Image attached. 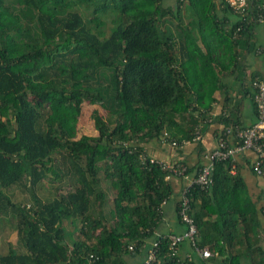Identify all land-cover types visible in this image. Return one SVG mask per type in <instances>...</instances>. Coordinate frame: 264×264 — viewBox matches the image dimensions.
I'll return each mask as SVG.
<instances>
[{
  "label": "trees",
  "instance_id": "1",
  "mask_svg": "<svg viewBox=\"0 0 264 264\" xmlns=\"http://www.w3.org/2000/svg\"><path fill=\"white\" fill-rule=\"evenodd\" d=\"M244 1L237 9L227 0H0V217L11 218L17 239L0 264H264L261 210L231 159L213 163L210 189L186 194L206 259L186 242L173 251L160 233L167 202L185 231L186 185L149 163L196 177L202 165L165 162L151 148L167 140L200 148L192 139L202 124L250 127L231 117L235 107L205 123L215 92L224 108L232 101L223 76L251 92L257 118L252 83L264 74L246 75L245 59L264 56L254 35L264 0ZM82 104L103 114H91L96 136L76 139ZM45 180L69 186L43 201L36 188ZM13 189L28 193L29 207ZM238 244L245 249L232 252Z\"/></svg>",
  "mask_w": 264,
  "mask_h": 264
},
{
  "label": "crops",
  "instance_id": "2",
  "mask_svg": "<svg viewBox=\"0 0 264 264\" xmlns=\"http://www.w3.org/2000/svg\"><path fill=\"white\" fill-rule=\"evenodd\" d=\"M221 9L220 6H218V11ZM221 15V14H219ZM254 35L256 37V41L259 46L264 47V23H261L259 25H256L254 28ZM245 66H246V75H249L252 72H257L260 74H264V56L258 57L255 55H248L245 59ZM235 74H231L228 76H223V82L229 85V94L231 96L232 101L229 102V106L224 108V98L223 94L219 91L215 92L213 97L215 98L216 102L212 104L211 110L208 112V115H206L207 120L205 123H210L211 120H213L216 115H218L220 112H228L229 109H233V117L235 120L238 121L240 126H251L256 122V116L253 113V109L250 102V93L249 90L242 93L240 91V87H238L235 83ZM237 83V82H236ZM248 86V82L245 83ZM236 85V86H235ZM245 85V87H246ZM234 86V87H233ZM226 106V105H225ZM226 110V111H225ZM204 112V111H203ZM232 118V119H233ZM222 125H219L218 123H210L208 126H203L202 124V136L200 141V148L196 147V144H188L180 150H175L174 148L169 147L168 145H159L151 148V155L154 158H157L159 160L165 161V162H180L183 161L189 165V167H194L196 164L204 165L206 163V154L210 152L212 149H214L216 145V134L219 128H221ZM231 144L233 145V140H231ZM200 150V152H199ZM255 159V155L250 152L246 151L243 153H238L234 157V167L235 171H238L240 176L243 178L245 182V186L247 189L248 195L251 197V200L256 202L257 209L261 210L258 212V218L260 222V235L258 237V241L256 246L264 248V194H262V191L264 192V179L261 177L256 176L252 173V163ZM196 170V169H195ZM234 171V174H235ZM194 170L192 173L185 175L181 181L180 184L183 186L187 185L190 179H192L194 176ZM176 184H179L176 183ZM177 191V189H176ZM260 195H262L263 198H260ZM172 209V212H171ZM164 210V218L166 223L165 228L161 230L160 233L164 234V236L167 235H181L184 233V227L183 225L178 226V222L170 217V215H174V208L173 204H170L167 202L165 206L163 207ZM187 248L186 246L184 247ZM245 249L242 245H237L231 251L235 252L237 250H243ZM245 263V260H243ZM243 263V264H244ZM246 264V263H245Z\"/></svg>",
  "mask_w": 264,
  "mask_h": 264
},
{
  "label": "built area",
  "instance_id": "3",
  "mask_svg": "<svg viewBox=\"0 0 264 264\" xmlns=\"http://www.w3.org/2000/svg\"><path fill=\"white\" fill-rule=\"evenodd\" d=\"M231 6H234L237 9H240L245 6L244 0H227ZM261 21V20H259ZM252 87L255 91L254 93V102L257 108V118L256 122L248 127H224L221 126L216 134V145L214 149L206 154V163L202 165L199 173L193 179H190L188 184L185 186L182 191L181 198V208L179 210L180 221L185 225L186 229L181 235H167L165 236L169 241V247L173 251L183 242L188 243L194 253H196L200 258L206 259L211 257V252L207 248L200 249L197 247V228L191 217L189 201L186 197V194L189 193L192 187H198L202 190L210 189L213 181L211 179V172L213 169V163L217 161H224L231 159L234 162V157L238 153H243L250 151L255 155V159L252 163L253 173L264 179V79H256L252 83ZM164 137L167 138V134H164ZM233 141V145L231 144ZM201 135L199 129L195 130V135L192 139V142H200ZM166 143L170 147L182 148L188 144L190 141L183 140L180 144L175 141L167 140ZM141 163L146 162V158L141 156ZM149 163H154L160 166L162 170L167 171L168 176L166 180L170 178V175L184 177L186 168L182 165H173L168 163H162L149 159ZM235 167L232 165L231 174H234ZM154 247L157 246V243L153 244ZM131 249V248H130ZM189 257V256H187Z\"/></svg>",
  "mask_w": 264,
  "mask_h": 264
},
{
  "label": "rangeland",
  "instance_id": "4",
  "mask_svg": "<svg viewBox=\"0 0 264 264\" xmlns=\"http://www.w3.org/2000/svg\"><path fill=\"white\" fill-rule=\"evenodd\" d=\"M94 110L99 111L103 114L101 109L97 106H90L87 104H82L81 107V116L80 123L78 127L77 137L78 139L80 136H96L97 132L94 130L93 121L91 119V114ZM51 179V176H49ZM101 188L107 194V200L112 198V191L108 189V182L105 180H101ZM69 186L66 180H63L62 183L59 182H50L49 180H45L36 188L37 195L41 198V200L46 201L51 199L58 191V188H61L60 191H67V187ZM10 192L14 196V201L19 202L21 205L29 207L31 200L29 198L28 193L21 192L18 189L10 190ZM110 202H102L100 210H102L103 216L107 219L109 218V210H110ZM93 216H98L97 210H99L98 205L93 207ZM172 212V209H171ZM173 214L170 215L173 218ZM111 220L109 224H111ZM17 245V239L15 235L14 224L11 221V218L8 217H0V253H6L10 246L15 247Z\"/></svg>",
  "mask_w": 264,
  "mask_h": 264
}]
</instances>
